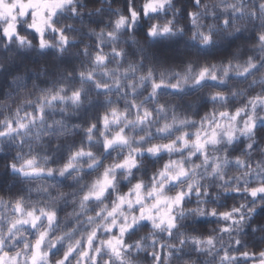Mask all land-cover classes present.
I'll return each mask as SVG.
<instances>
[{"label":"clouds","instance_id":"9594fccd","mask_svg":"<svg viewBox=\"0 0 264 264\" xmlns=\"http://www.w3.org/2000/svg\"><path fill=\"white\" fill-rule=\"evenodd\" d=\"M0 264H264V0H0Z\"/></svg>","mask_w":264,"mask_h":264}]
</instances>
